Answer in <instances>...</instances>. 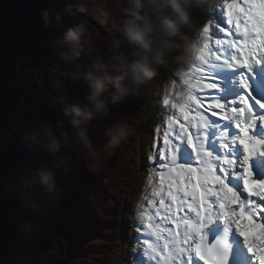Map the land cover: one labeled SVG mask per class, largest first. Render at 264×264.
<instances>
[{
  "label": "trees",
  "instance_id": "obj_1",
  "mask_svg": "<svg viewBox=\"0 0 264 264\" xmlns=\"http://www.w3.org/2000/svg\"><path fill=\"white\" fill-rule=\"evenodd\" d=\"M119 17L116 0H0V264H118L141 182L137 162L148 159L137 157L143 103L112 87L119 99L109 96L111 115L89 122L91 146L65 110L84 90L73 74L111 56ZM76 26L83 51L66 61L63 37ZM121 123L129 134L99 151Z\"/></svg>",
  "mask_w": 264,
  "mask_h": 264
},
{
  "label": "bare ground",
  "instance_id": "obj_2",
  "mask_svg": "<svg viewBox=\"0 0 264 264\" xmlns=\"http://www.w3.org/2000/svg\"><path fill=\"white\" fill-rule=\"evenodd\" d=\"M236 39H239L238 34H227L224 40H219V44L216 43L218 48H222L221 52L218 50L211 52V48L208 50L203 47L204 51L199 57L193 61L187 60V65L181 68L180 80L184 84L182 95L184 103L181 105L186 106V113L177 110L176 116L184 121L186 128L182 130L179 138L173 137L169 140L171 144L176 141L180 150L176 152L174 157L169 154L167 157L165 156L170 167L164 173L165 177L171 175L173 181H178L179 177L183 178L174 190L179 197V205L172 195L171 205H164L161 210L164 219L159 224L163 225L165 234L162 231L160 234H156L157 231L154 230H157V225L155 223L143 232L144 237L147 238L144 241L149 244L146 247L148 264L181 263L180 259L190 252L192 241L196 237L191 231V225L198 224L204 218V215L201 216V200L205 202L216 201V205L207 212L214 216L211 223L217 222L218 219L233 221L232 215L225 216L224 213L226 209L237 204L232 196L238 197L239 185L244 175L241 163L247 156L245 146L241 143V140L246 137L243 133L241 135L233 133L234 128H250L248 133L252 136L250 141L254 145H264L262 142L264 119H261L264 114L257 117L253 123L243 124L240 119L242 112L240 103L243 102L242 97L244 96L241 89L238 90L236 81L245 75L246 67L233 66L239 58V52L231 43ZM251 65L258 66V68L260 65H264V53H261ZM206 82L215 83L219 87L208 88ZM191 97L198 98L202 103L196 104ZM217 100L224 105V108L212 107L210 109L208 107L209 102ZM226 121H228L227 128L225 131L219 132V128ZM208 130L213 134L209 138V144L218 141L217 145H203ZM257 139L260 140L258 144L256 143ZM193 140L196 147H193L191 142ZM226 142H229V146L225 145ZM237 148L240 151H236ZM222 150H229L232 155L224 158ZM235 154L240 155L238 161L233 159ZM227 161L233 163H226ZM180 169L184 170L183 174L177 171ZM201 176L207 177L203 181L202 188L199 179ZM193 181L196 185L194 189L191 187ZM225 203H227L226 207ZM177 208H179V215ZM185 216L190 219L187 227L184 226ZM178 222L179 231L176 230ZM234 222L237 224V219H234ZM245 254L251 262L256 260L248 249Z\"/></svg>",
  "mask_w": 264,
  "mask_h": 264
},
{
  "label": "clouds",
  "instance_id": "obj_3",
  "mask_svg": "<svg viewBox=\"0 0 264 264\" xmlns=\"http://www.w3.org/2000/svg\"><path fill=\"white\" fill-rule=\"evenodd\" d=\"M120 17L113 22L112 28L119 36L108 37L107 50L111 56L106 62L97 56L93 63L80 73L83 76L84 90L74 96V102L66 107V115H71V124L77 134L84 138L89 146V122L98 113L100 117L111 115V103L119 97L112 93L115 87L120 94L133 92L135 88L152 79L158 67L166 62L168 53L183 48L177 58L184 59L189 53L198 52L183 29L191 27L190 5L193 0H116ZM84 9L81 7L80 9ZM103 22V21H102ZM83 32L79 26L69 27L62 43L66 45L61 55L66 61L74 62L81 57ZM179 37V39H178ZM183 41V43H182ZM130 129L123 123L115 126V135L99 151H105L121 138L129 134ZM47 139L57 145L58 140L51 126L40 129ZM106 135L108 133H105ZM49 176L44 174V180Z\"/></svg>",
  "mask_w": 264,
  "mask_h": 264
},
{
  "label": "rangeland",
  "instance_id": "obj_4",
  "mask_svg": "<svg viewBox=\"0 0 264 264\" xmlns=\"http://www.w3.org/2000/svg\"><path fill=\"white\" fill-rule=\"evenodd\" d=\"M205 8H208V11ZM192 10L191 20L194 21H192L191 27L184 28L182 31L198 47V52L189 53L184 59L177 58L183 53V48L168 53L166 62L158 67L156 75L133 91L143 103L145 118L143 130L137 142V157L142 158L143 162H145L144 158L149 159H146L143 168H141L140 161L137 162V177L141 176V182L134 184L133 192L137 193L133 194L135 196L130 214L132 220L128 222L130 232L129 234L125 233V236L128 234L125 241H122L119 246L117 245L119 248L116 254L118 264H121L124 257H130L129 250L136 248L140 253L143 250L142 247L144 248V258L136 260L135 264H148L146 260L147 244L144 241L146 237L143 232L155 223L157 225V230H154L157 231L156 234H160V231L165 234L163 225L159 224L164 219L161 210L164 205H171L172 193L179 186L178 181L183 180L182 177H179L178 181H173L171 175L164 176L170 167L166 160L169 145L177 143L174 141L171 144L169 140L173 137L179 138L182 130L186 128L184 121L176 116L177 110L179 111L181 104L184 103L182 96L184 84L180 80L181 68L187 65V60L193 61L199 57L204 51L203 47L208 50L211 48V52L219 51L220 48L216 43L219 44V40L224 39L227 34L224 32L227 24L224 0H193ZM207 15L209 16L206 18ZM168 103L170 106L164 110L163 106ZM172 132L175 133L171 134ZM230 180H232L231 177ZM138 239H141L143 246L140 247ZM142 260L143 262L139 263Z\"/></svg>",
  "mask_w": 264,
  "mask_h": 264
},
{
  "label": "snow or ice",
  "instance_id": "obj_5",
  "mask_svg": "<svg viewBox=\"0 0 264 264\" xmlns=\"http://www.w3.org/2000/svg\"><path fill=\"white\" fill-rule=\"evenodd\" d=\"M224 7L227 17V25L224 28V32L229 35H239V39L231 41L233 46L239 52V58L236 60V64L233 66H243L251 68L252 62L261 54L264 53V0H224ZM242 86L251 93V84L246 76L242 75L240 78ZM206 87L217 88L219 87L215 83L206 82ZM196 104L202 102L196 98L191 97ZM242 100L246 105L250 103L247 96L242 97ZM261 107H264V101H260ZM208 107L223 109L224 105L220 101L209 102ZM236 110V109H234ZM180 111L186 113V106L181 105ZM240 111V110H236ZM219 114V113H218ZM261 119H264L262 117ZM178 126V122H177ZM193 147H196L195 141H191ZM244 144L247 156L245 157L243 168L245 183L248 191L254 195L264 198V181H256L253 177V161L252 158L261 151H264V146L254 145L248 138L241 140ZM180 150L178 145H169L168 154L172 157L176 152ZM226 163H233L227 161ZM183 174L182 169L177 170ZM201 180V188L203 187V181L207 177H199ZM215 179V177H212ZM179 183V181H178ZM191 187H196L195 181H193ZM173 198L176 199L177 205H179V197L173 192ZM235 203H239V198L235 195L232 196ZM227 203H225V207ZM260 211L254 215L241 212L240 219L237 223V227L240 230L241 235L244 236L248 245V251L259 261V264H264V218H261V213H264V204L259 205ZM177 214L179 215V208H177ZM228 215L227 212L224 213ZM214 219L211 213L204 214L203 220L198 224L191 225V231L196 235L198 242L194 246V251L205 264H218L220 258V252L217 248L209 247L204 244V229ZM190 222H185L184 226H189ZM176 230H180L179 222L176 225Z\"/></svg>",
  "mask_w": 264,
  "mask_h": 264
}]
</instances>
